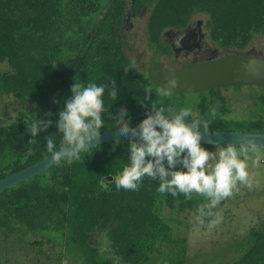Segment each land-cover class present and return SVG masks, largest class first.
Wrapping results in <instances>:
<instances>
[{
    "label": "trees",
    "instance_id": "obj_1",
    "mask_svg": "<svg viewBox=\"0 0 264 264\" xmlns=\"http://www.w3.org/2000/svg\"><path fill=\"white\" fill-rule=\"evenodd\" d=\"M144 5L149 10L146 31L152 59L164 50L165 31L185 28L198 13L206 16L211 39L224 50H246L255 36L264 35V0H140L131 12L139 13ZM127 10L128 0H0V64L9 67L0 75V91L24 104L19 122L0 126V179L51 156L46 137L53 136L59 147L58 113L71 97L74 82L107 84L110 89L116 80L117 100L105 91L101 133L116 130L121 107L128 110L125 119L132 127L146 119L153 103L169 107L168 95L159 94L161 88L147 68L141 72L127 55ZM147 88L152 90L150 98ZM261 89L249 120L230 118L225 88L199 93L186 120H208L209 131L264 133ZM35 118L50 119L52 126L33 138L27 127ZM200 131L206 130L201 126ZM32 139L36 143L30 144ZM129 142L86 150L78 159L0 194V232L6 239L42 237L34 244L61 249L59 262L72 258L75 264H192L188 239L175 236L160 208L177 201L195 204L192 198L159 193V181L147 176L138 191L117 190L113 180L105 181L128 163ZM101 232L106 242H94ZM234 250L242 256L233 264H264V223L250 229Z\"/></svg>",
    "mask_w": 264,
    "mask_h": 264
},
{
    "label": "clouds",
    "instance_id": "obj_2",
    "mask_svg": "<svg viewBox=\"0 0 264 264\" xmlns=\"http://www.w3.org/2000/svg\"><path fill=\"white\" fill-rule=\"evenodd\" d=\"M183 38L182 35L177 37L174 41L176 47H181ZM177 87L178 81L168 78L159 94L170 95ZM106 89L110 98L116 101V80L111 81L110 89L107 84L90 82L84 85L74 82L71 97L64 102L65 107L58 113L56 127L61 134L59 147L53 136L45 138L47 152L51 154L53 162L78 159L79 154L88 150L91 142L100 137L104 127L102 113ZM145 91L150 98L151 88ZM211 115L215 116V109H211ZM126 116L128 110L121 107L115 117L117 133L132 138L128 143V163L113 177L117 190L138 191L143 178L147 176L159 181V193H169L173 197L183 194L188 199H191L193 193L206 197L210 201L207 205L209 211L205 212L204 207H201L199 215L211 216L210 209L230 197L238 182L251 186L247 156L241 159L232 145L215 152L202 147L200 128L202 126L207 130L209 121L193 119L190 123L187 122L186 118L192 116L190 108H157L153 103L151 110L146 112V119L136 127L131 126L130 121L125 119ZM51 126L52 120L35 118L27 131L35 138ZM29 143H36V139ZM251 150L256 151L255 145L251 146ZM243 151L246 152L247 149ZM256 163L258 164V160ZM178 165H182L181 170H175ZM220 222L217 216L209 226L214 227Z\"/></svg>",
    "mask_w": 264,
    "mask_h": 264
},
{
    "label": "rangeland",
    "instance_id": "obj_3",
    "mask_svg": "<svg viewBox=\"0 0 264 264\" xmlns=\"http://www.w3.org/2000/svg\"><path fill=\"white\" fill-rule=\"evenodd\" d=\"M147 17L131 18L128 30V44L126 52L135 66L143 72L152 56L148 48ZM206 19V16L204 17ZM197 17V19H204ZM250 53L264 57V35L255 36L248 47ZM166 65H173L172 60L163 58ZM9 69L7 64H0V75ZM148 70V68H147ZM225 95L230 101L231 119L249 120L254 117L257 95L263 91L261 87L244 86L225 88ZM199 94V93H198ZM198 94L168 95L169 107L179 109L183 105L188 108L197 104ZM24 112V104L14 95L0 91V126H7L19 122L20 113ZM195 112V111H194ZM195 114V113H194ZM224 146L205 148L215 152ZM241 159L247 156L249 181L251 186L237 183L232 195L210 209L212 215L200 216L199 210L204 207L205 212L210 203L206 197L193 193L196 202H175L173 206L161 204V213L169 221L177 237L188 239V258L192 264H233L241 259L242 254L235 252V247L252 228L264 223V149L252 151L249 147H235ZM247 149V151H243ZM258 160V164L256 161ZM220 218V223L210 227L211 220ZM42 237H19L10 235L6 239L0 232V263L4 264H75L72 258H65L59 262L56 254L61 249L51 245L40 248L34 242H40ZM106 235L101 232L94 242L105 241ZM96 244V243H95Z\"/></svg>",
    "mask_w": 264,
    "mask_h": 264
},
{
    "label": "water",
    "instance_id": "obj_4",
    "mask_svg": "<svg viewBox=\"0 0 264 264\" xmlns=\"http://www.w3.org/2000/svg\"><path fill=\"white\" fill-rule=\"evenodd\" d=\"M148 76L159 88H162L168 78H175L178 87L171 91L176 95L198 94L214 89L244 86L264 88V57L225 55L213 61L202 64H190L174 71L167 69L159 62H152L148 67ZM203 139L201 146L249 147L264 149V133L243 131H200ZM132 138L122 136L116 130L102 132L100 137L91 142L89 149L103 144L130 141ZM88 149V150H89ZM85 152V151H83ZM81 152V153H83ZM53 162L49 156L21 171L0 179V194L13 189L22 183L43 174L47 170L64 162ZM109 177L105 181H112Z\"/></svg>",
    "mask_w": 264,
    "mask_h": 264
},
{
    "label": "flooded vegetation",
    "instance_id": "obj_5",
    "mask_svg": "<svg viewBox=\"0 0 264 264\" xmlns=\"http://www.w3.org/2000/svg\"><path fill=\"white\" fill-rule=\"evenodd\" d=\"M140 0H128V10L125 17L126 31L128 34V28L131 18H141L148 14L147 22L149 18L148 6L144 5L141 11L137 14L131 12ZM197 17H205L203 14H195L189 21L188 25L183 29H169L165 31L162 37V42L164 44V50H161L156 54V59H152L154 52L147 65L156 61L163 64L167 69L177 71L183 66L190 64H202L209 61L216 60L225 55H240V56H258L256 53H250L248 48L246 50L237 49H222L216 43L213 42L209 35V30L207 28L206 19H197ZM147 26V25H146ZM182 35L184 38L181 41V47H176L174 41L178 36ZM249 47V46H248ZM163 58L167 60H172L173 65L168 66L164 63ZM148 71V70H147Z\"/></svg>",
    "mask_w": 264,
    "mask_h": 264
}]
</instances>
